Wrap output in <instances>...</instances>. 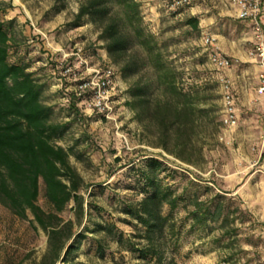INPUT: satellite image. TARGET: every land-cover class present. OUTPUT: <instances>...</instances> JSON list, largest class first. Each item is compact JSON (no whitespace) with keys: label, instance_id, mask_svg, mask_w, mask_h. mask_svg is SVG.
<instances>
[{"label":"rangeland","instance_id":"374dc122","mask_svg":"<svg viewBox=\"0 0 264 264\" xmlns=\"http://www.w3.org/2000/svg\"><path fill=\"white\" fill-rule=\"evenodd\" d=\"M137 1L146 30L155 37L157 48L176 71L181 85H209L199 98H190L207 99L208 106L196 108L208 111L193 114L182 141L173 135L163 140L156 123H139L125 106L131 86L150 81L153 70L145 68L125 80L120 66L108 57L97 27L87 19L75 25L79 0H2L0 21L13 23L11 62L27 66V72L41 85L42 102L53 109L52 122L61 128L55 144L71 153L70 162L83 179L85 215L77 232L86 239L79 241L70 264H156L130 252L132 245L141 249L145 242L135 238L140 235L137 223L125 213L141 199L128 185L152 158L233 199L251 216L245 224L236 223L238 233L229 248L227 239L220 245L214 243L219 231L198 233L183 245L182 259L188 258L178 264H264V229L258 228L264 223V103L240 99L238 126L227 128L222 122L221 77L231 82L228 71L232 77L246 72L247 79L257 82V64L251 58L252 29L230 14L231 0H191L175 9L169 0ZM191 18L199 21L198 31L186 24ZM207 34L215 39L220 53L235 62V68L220 71L212 65L203 42ZM68 67L72 74L66 72ZM107 69L114 71L115 104L110 120L89 111L92 93L81 89L95 71ZM159 96V91H154V101ZM39 205L45 211L52 210L43 186ZM74 208L72 203L61 217L77 222ZM31 221V215L29 220H20L0 204V264L45 262L48 236ZM98 227H115L123 233L125 243L118 245L108 232H94ZM98 243L103 247V258L97 253ZM172 248L167 238L164 263L172 257Z\"/></svg>","mask_w":264,"mask_h":264},{"label":"trees","instance_id":"16d2710c","mask_svg":"<svg viewBox=\"0 0 264 264\" xmlns=\"http://www.w3.org/2000/svg\"><path fill=\"white\" fill-rule=\"evenodd\" d=\"M79 1L75 25L87 19L97 27L108 57L120 66L125 80L138 76L145 68L153 70L150 81L131 86L125 106L139 123H156L163 140L171 135L184 140L193 114L208 111L196 108L208 106L207 99H190L199 98L208 83L181 85L176 71L157 48L155 37L146 30L137 0ZM2 11L0 0V14ZM245 23L253 32L251 23ZM186 24L193 31L199 30L196 18ZM12 34L13 23L0 21V204L20 220H29L31 215V225L47 234L49 255L43 264H70L79 241L86 239L77 232L85 215L83 179L70 162L71 153L55 144L61 128L52 122L53 109L42 102L41 85L27 72V66L11 62ZM154 91L160 95L156 101ZM181 161L194 166L190 161ZM42 186L51 212L39 205ZM128 189L141 196L137 205L128 207L125 213L137 223L140 235L135 238L145 242L141 249L132 245L129 250L139 259L156 264H178L187 259L188 255L183 259L181 256L183 245L200 232L211 235L219 231L221 235L214 243L220 245L227 239L229 248L238 233L236 223L245 224L251 218L233 199L179 175L154 158L147 159L144 168L136 171ZM72 203L77 222L61 217ZM258 228L264 229V223ZM94 232H108L118 245L125 243L123 233L115 227H98ZM167 238L173 243L172 257L164 263ZM103 251L98 243L101 258Z\"/></svg>","mask_w":264,"mask_h":264},{"label":"built area","instance_id":"2783aa9c","mask_svg":"<svg viewBox=\"0 0 264 264\" xmlns=\"http://www.w3.org/2000/svg\"><path fill=\"white\" fill-rule=\"evenodd\" d=\"M172 9L187 6L191 0H169ZM264 0H231V6L237 10L238 20L251 23L253 26L254 47L251 58L259 67V85L257 87L258 97L264 98ZM204 46L209 51V60L212 65L220 71L230 70L235 62L223 56L215 39L207 34L203 38ZM67 73L72 74V68L68 67ZM223 93L222 122L227 128H236L239 123V107L233 93L230 81L224 77L220 79ZM114 87V71H95L90 81L83 83L81 89L92 93L93 99L88 108L91 112L102 114L107 119H111L114 114V104L112 91ZM264 138V137H263Z\"/></svg>","mask_w":264,"mask_h":264},{"label":"crops","instance_id":"0c3cea01","mask_svg":"<svg viewBox=\"0 0 264 264\" xmlns=\"http://www.w3.org/2000/svg\"><path fill=\"white\" fill-rule=\"evenodd\" d=\"M231 7V12L230 14H232V16H234L235 18L238 19L237 17V10ZM263 10H264V1H263ZM228 54H230V52L228 51ZM235 68V67H233ZM228 71V70H226ZM259 67L255 65L254 67V74H256V80L257 82L252 83L250 81V79H247L246 77V72H242V74L240 76H236V77H232L231 72L228 71V75L229 77H231V82H232V89H233V93L236 97L237 100V105L239 107L240 110V106H241V100L240 99H252V101H250V103H253V100H261V105H263L264 103V98L258 97L257 95V87L259 85Z\"/></svg>","mask_w":264,"mask_h":264}]
</instances>
